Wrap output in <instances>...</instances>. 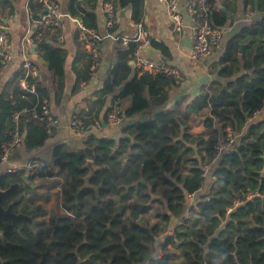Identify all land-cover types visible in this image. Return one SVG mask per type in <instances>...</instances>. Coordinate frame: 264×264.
<instances>
[{"label":"trees","instance_id":"trees-1","mask_svg":"<svg viewBox=\"0 0 264 264\" xmlns=\"http://www.w3.org/2000/svg\"><path fill=\"white\" fill-rule=\"evenodd\" d=\"M49 2L58 3L57 0ZM35 3L38 10L33 11L31 18L40 20L37 13L43 8L42 0ZM100 3L128 9L131 23L143 24V0H66V13L78 20L84 30L95 31ZM2 7L9 9V15L12 13L7 0H0V9ZM255 7L264 10V0H257ZM212 20L221 27L226 19L212 12ZM50 29L53 28L49 25L37 26L31 39L60 92L65 52L47 43ZM53 34L54 40L58 30ZM151 45L164 58L170 57L163 43L151 40ZM240 45L243 47L238 54ZM133 50L131 43L127 49L117 48V62L111 75L94 94L96 99L88 112L90 118L82 120L85 131L99 121L106 97L120 86L116 69L127 65ZM85 56L89 69L91 55L87 52ZM218 66V76L228 81L213 82L211 93L197 96L187 106L185 115H180L176 108L157 112L143 122L124 126L121 130L130 138L88 134L84 144L91 149L90 159L96 168L89 184L96 188V193L92 189L77 192L87 174V169L82 168L89 158L86 152L54 148L53 158L65 162V173L70 177L61 187V207L71 211L76 219L51 214L44 224L37 222L36 218L44 212L31 201L30 183L35 176L50 177L48 169L28 175L26 182L21 174L0 175V190L18 184L17 189L2 200L1 206L6 208L11 203L13 213L29 216L33 222L30 227L26 221L18 220L16 230L8 217H0V264H38L49 241L50 252L44 264H144L145 261L146 264H183L177 262L174 251L185 246L197 251L188 264H264V175L261 174L264 116L247 122L264 99V17L257 24L243 26L227 41ZM21 78L22 72L12 74L0 94V150L9 139L13 115L35 102L33 94L20 90ZM88 80L87 75L77 76L74 88L80 81ZM171 83L172 79L165 75L141 73L126 83L115 98L131 96L130 105L123 110V115L130 117L147 109L146 96L150 99L159 96ZM35 87L42 95L37 83ZM190 116L203 117L206 128L212 127L211 116L222 127L228 124L241 132L236 151L221 157L210 172L214 179L201 177L202 167L211 159L214 137L206 150L207 157L200 156L199 146L186 126ZM19 129L25 133L22 145L27 150L41 147L49 136L42 125L23 118ZM157 185L162 187L164 203L151 197V188ZM250 191L257 192L258 197L241 206H232L235 199L245 200ZM86 195L90 196L91 203L88 213L82 214ZM188 195H193L194 201L188 209L191 217L186 218ZM152 205L156 220L150 222L147 216ZM229 208L231 211L227 212ZM171 219H179V224L167 234ZM189 229L196 231L191 238L187 237ZM162 235V243H156V238ZM155 243L160 244L163 251L159 258L150 257ZM170 247L172 252L167 251Z\"/></svg>","mask_w":264,"mask_h":264},{"label":"crops","instance_id":"crops-1","mask_svg":"<svg viewBox=\"0 0 264 264\" xmlns=\"http://www.w3.org/2000/svg\"><path fill=\"white\" fill-rule=\"evenodd\" d=\"M7 1L12 8V13L9 15V9L6 7L0 9V29L7 34L10 43L11 59L5 64H0V94L5 90V84L12 74L22 72L20 55L21 51H26L35 68V82L38 85V89L42 91V95L47 99L51 114L59 120V126L49 134L41 147L27 150L22 145L10 157L11 163H19L28 158L43 160L47 163V169L52 175L50 177L35 176L30 183L32 185L31 201L43 210V215L39 217L45 219V221H47L48 216L51 214L64 215V209L61 207V187L70 179L65 172H61L57 166L52 164L54 148L61 147L66 152L78 153L87 148L84 142L90 133L97 137L118 138L119 136H128L124 135L121 130L124 126L143 122L157 112L176 108L180 112V115H185L188 110H186L187 106L197 96L211 93L213 82L224 84L228 81V79L218 76V61L223 54L227 41L236 36L243 26L249 25L244 21L245 12L251 9L264 16V10H259L255 7L257 0H210L213 12L218 13L220 16L223 15L226 19L223 26H221L223 38L219 48L213 50L210 55L193 62L189 60L190 33L187 27L189 18L183 8L185 0H181L179 4V11L183 16L185 25L180 32L174 31L173 25L167 18L164 4L158 0H143V26L151 40L163 43L168 48L170 57L168 59L164 58L152 45L144 54L151 59L164 60L169 66L178 70L179 78L177 80L171 78L173 83L165 86L163 93L159 96L153 99L146 96L147 109L130 117H125V125L122 128L113 129L105 126V114L108 105L113 99L120 101L122 112L130 105L131 96H127L126 99L115 98L118 91L123 90L126 83L141 74L132 64L130 57L125 67L120 66L116 69V79L121 80V84L118 89H115L105 99V106L97 119L101 122V129L95 130L91 126L85 133H79L77 130L69 127V122L74 115L90 118L88 112L93 108V102L96 99L94 94L101 89L103 83L109 78L111 70L117 62V48L127 49L130 44V42L124 44L121 40L115 41L108 35L129 37L134 33V24L131 23L129 18L130 11L126 9L124 17H120L119 13L115 26L107 29L104 24V4L100 3L96 13L98 26L95 30V33L101 37L97 47L99 66L95 71L91 72L90 67L88 69V59L85 56L88 51L83 45L79 24L67 15L65 8L66 0H57L60 11L64 14L61 20V40L60 42L53 40L55 29L48 31L46 39L48 44L58 47L65 52L63 88L59 92L51 72L47 69V63L39 56L36 48L30 43L37 26H45L41 24L40 20L31 18L33 11L38 10L35 3L36 0ZM47 3L48 0H42L43 8L37 13L40 17ZM31 48L35 49L34 53ZM240 52L238 51V54ZM86 75L89 76V80L86 83L80 81L78 86L74 88L77 76L82 78ZM121 87L122 89H120ZM91 118H93L92 114ZM210 118L213 126V120H216L214 117L210 116ZM202 120L203 117L190 116L189 120L186 121L188 132L194 140L195 133H199V131L204 129ZM189 123H196V125L189 130ZM193 132L195 133L193 134ZM196 142L197 140H195ZM199 155L201 156L200 153ZM0 175H2L1 167ZM21 176L26 182L27 177L22 174ZM193 201L194 198L188 200L186 206L189 203V208L193 204ZM176 223L179 224V219H176ZM193 233L195 235L196 231ZM187 237L191 238V236ZM155 242L157 243V241ZM156 243L155 246L153 245L151 258H159L162 254L160 249L161 242H159L160 244ZM187 247L189 246L174 251L177 259H179L177 262H183V264L189 263V258L184 256L186 253L182 252ZM146 263L145 261L144 264Z\"/></svg>","mask_w":264,"mask_h":264},{"label":"built area","instance_id":"built-area-1","mask_svg":"<svg viewBox=\"0 0 264 264\" xmlns=\"http://www.w3.org/2000/svg\"><path fill=\"white\" fill-rule=\"evenodd\" d=\"M165 5L166 15L174 31L180 32L184 27L183 16L179 11V4L181 0H158ZM47 12L41 16L40 22L43 25H49L53 29L58 30L55 37V42L61 40V20L64 14L61 13L59 4L57 2H49L46 4ZM185 13L189 18L188 30L190 33V52L189 60L198 61L203 57L210 55V53L219 48L223 32L221 27L216 26L212 20V4L210 0H185L183 3ZM120 9H115L110 3L104 4V24L107 29L113 28L119 17ZM263 14L257 13L254 10H247L244 15V21L249 25L257 24L261 21ZM79 24L82 32V41L85 49L91 55L90 70L95 71L99 66L98 43L101 39L94 30H84L80 22L74 19ZM135 31L129 37L110 36L113 40H121L124 44H134V50L131 54L132 64L141 73H147L153 76L165 75L174 80L179 78V72L172 66H169L164 60L148 58L144 52L151 46V38L144 28L143 24H134ZM33 47L35 44L30 42ZM22 61V78L19 80V88L22 92L33 94L35 102L30 106L21 108L13 117V128L10 132L9 139L4 142L0 150V167L2 174H22L28 176L34 172L46 170L47 163L43 160L35 158H28L19 163H11V155L22 146L23 137L19 129V121L21 118L27 121H34L43 126L45 132L49 135L56 127L59 126V120L53 116L49 110L47 99L39 94L35 87V68L30 61L29 54L26 51H21ZM11 59L10 43L7 34L0 29V64H5ZM28 79H33L34 82ZM264 115V99L261 106L254 110L247 118V122H251L261 118ZM83 117L74 115L69 122V127L77 130L79 133H85V125ZM105 126L113 129H120L125 125V116L123 115L120 101L113 99L108 105L105 114ZM95 130L101 129V122L95 121L92 125ZM241 132L235 131L230 125L226 124L221 127L212 142L211 159L202 167L201 177L214 179L213 173L210 172L217 167L218 161L221 157L234 153L240 144ZM258 197V193L250 191L245 200L235 199L232 202L233 207L241 206L245 201H252ZM193 195H188L187 200H192ZM187 210V208H186ZM229 208L227 212H230ZM64 213L68 214L66 210ZM186 217V216H185ZM188 218V217H186ZM170 234V233H168Z\"/></svg>","mask_w":264,"mask_h":264},{"label":"rangeland","instance_id":"rangeland-1","mask_svg":"<svg viewBox=\"0 0 264 264\" xmlns=\"http://www.w3.org/2000/svg\"><path fill=\"white\" fill-rule=\"evenodd\" d=\"M213 120V119H212ZM190 124V127H189V130H191L195 125L196 123H189ZM188 124V126H189ZM220 124V125H219ZM222 124L221 123H218L217 121H214L213 120V126L210 127V128H206L204 127L203 130L199 131V133H195L193 132V134L195 133V140H197V144L199 146V149L197 152H199L201 154L202 157H207V149L208 147L210 146V142H211V139L215 136V134L220 131L221 129V126ZM221 126V127H220ZM168 176V174L166 175ZM151 197L152 198H157L159 200H161L163 203H164V200H163V196H162V187L157 185V186H153L151 188ZM91 203V198L89 195H86L84 198H83V207H82V214H87L88 213V206L90 205ZM188 205L189 203H187V212H186V208H185V216L186 217H191V212L188 210ZM154 209H155V206L152 205V210L151 212L148 214L147 218L150 222L156 220L155 216H154ZM37 222L38 223H41V224H44L46 221L45 219H42L41 217L39 218H36ZM175 225H178V223H176V219H171L170 221V224H169V227H168V230H167V234L170 233L172 231V229L174 228ZM193 229H189L188 230V234L187 236H193L194 233H193ZM163 236H158L156 238V241L159 243L163 241ZM190 246L183 249V253L185 252L186 255L184 256H187L189 258V263L193 260L194 256L197 254V251H195L194 249H192L190 251ZM168 252H172L171 250V247L170 249L168 248L167 249ZM163 252V251H162ZM157 253V252H156ZM188 264V263H187Z\"/></svg>","mask_w":264,"mask_h":264},{"label":"water","instance_id":"water-1","mask_svg":"<svg viewBox=\"0 0 264 264\" xmlns=\"http://www.w3.org/2000/svg\"><path fill=\"white\" fill-rule=\"evenodd\" d=\"M46 12H47V8L45 7L42 15L46 14ZM124 15H125V10H120V17H124ZM241 47H242V45L239 46V51H241ZM31 50L33 53L35 52L34 48H31ZM120 89H122V87ZM22 137L23 138L25 137V133L22 134ZM125 137L129 138V136H125ZM84 151L86 152V154L88 155L89 158H91L93 156L91 149L85 148ZM52 164L54 166H57L61 172H65V162L64 161H61L59 158H53ZM82 168L87 169V174L83 177V179H82L83 184L78 188L77 192H79L80 190H83V189H92L96 193L97 192L96 188L89 184V179L92 176V174L94 173V171L96 170V168L92 164V160L86 159L85 163L82 165ZM261 174H262V176L264 175V166L261 170ZM140 182H142V181L140 180ZM30 186L32 188V185H30ZM17 187H18V184L14 183V184H11L6 189L0 190V217H8L11 220L12 226L16 230H17V221L18 220L26 221L30 227L33 225L32 219L29 216H26L22 213H17V214L13 213L11 211V203H9L6 206V208H3L1 206L2 200L4 198L8 197L14 190L17 189ZM96 200H98L97 194H96ZM49 245H50V241L47 242L46 249L41 254V259H40L38 264H44L45 258L50 252Z\"/></svg>","mask_w":264,"mask_h":264},{"label":"flooded vegetation","instance_id":"flooded-vegetation-1","mask_svg":"<svg viewBox=\"0 0 264 264\" xmlns=\"http://www.w3.org/2000/svg\"><path fill=\"white\" fill-rule=\"evenodd\" d=\"M66 211L68 212V214L64 213V215H68V216L72 217V219H76V216L71 211H68V210H66Z\"/></svg>","mask_w":264,"mask_h":264}]
</instances>
